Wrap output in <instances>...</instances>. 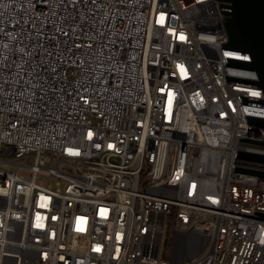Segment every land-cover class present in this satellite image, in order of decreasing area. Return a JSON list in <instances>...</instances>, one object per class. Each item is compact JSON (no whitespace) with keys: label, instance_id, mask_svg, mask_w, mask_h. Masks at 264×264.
Returning a JSON list of instances; mask_svg holds the SVG:
<instances>
[{"label":"built area","instance_id":"1","mask_svg":"<svg viewBox=\"0 0 264 264\" xmlns=\"http://www.w3.org/2000/svg\"><path fill=\"white\" fill-rule=\"evenodd\" d=\"M230 11L0 0V264H264V162L239 156L264 89Z\"/></svg>","mask_w":264,"mask_h":264},{"label":"water","instance_id":"2","mask_svg":"<svg viewBox=\"0 0 264 264\" xmlns=\"http://www.w3.org/2000/svg\"><path fill=\"white\" fill-rule=\"evenodd\" d=\"M228 4L231 11L225 20V26L229 34V46L243 48L251 52L253 61L246 64L254 66L259 73V84L264 89V0H219ZM256 102L264 104L263 99H256ZM252 121L264 126V119L252 118ZM259 145L263 141L246 139ZM239 156L264 162V154L258 152L240 151ZM261 177H264V170H247Z\"/></svg>","mask_w":264,"mask_h":264},{"label":"rangeland","instance_id":"3","mask_svg":"<svg viewBox=\"0 0 264 264\" xmlns=\"http://www.w3.org/2000/svg\"><path fill=\"white\" fill-rule=\"evenodd\" d=\"M2 148H3V150H5L4 146ZM50 156H51V161L48 162L47 165H51L52 162L56 159V157L54 155H50ZM2 158L6 161H9V162L21 163V159L16 158L15 156H5ZM29 161H32V159H30ZM4 167H6V166H4ZM20 174L24 177H27V178L30 177V173H29L27 168L21 167L20 168ZM173 240H174L173 230L171 229L170 224L167 223L165 226L164 236H163L162 245H161V255L163 257L170 259L171 252H172Z\"/></svg>","mask_w":264,"mask_h":264}]
</instances>
